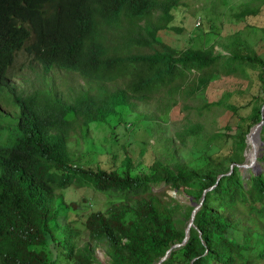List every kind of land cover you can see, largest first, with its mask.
Wrapping results in <instances>:
<instances>
[{"label":"trees","instance_id":"16d2710c","mask_svg":"<svg viewBox=\"0 0 264 264\" xmlns=\"http://www.w3.org/2000/svg\"><path fill=\"white\" fill-rule=\"evenodd\" d=\"M177 3L0 0V89L17 110L12 137L0 143V264H93L96 243L107 254L103 264H153L181 241L192 208L188 201L197 202L211 184L186 239L158 264H264V124L259 171L235 164L243 161L245 133L259 119L264 98L252 101L249 123L226 135L224 155L206 154L197 164L153 159L137 172L128 155L111 166L72 158L69 137L87 133L90 122L103 123L136 100H164L165 112L178 98L195 99L213 73H231L236 64L256 66L264 92L261 58L213 51L212 45L176 48L159 37L158 30L170 27ZM20 48L45 70L77 73L83 89L69 101L48 89L16 91L6 69ZM219 103L185 105L200 112ZM198 129L192 123L176 134L182 141ZM69 185L100 191L111 198L109 204L78 213L80 203L65 201L60 192ZM166 188H181L187 203ZM80 234L86 240L80 242Z\"/></svg>","mask_w":264,"mask_h":264},{"label":"rangeland","instance_id":"374dc122","mask_svg":"<svg viewBox=\"0 0 264 264\" xmlns=\"http://www.w3.org/2000/svg\"><path fill=\"white\" fill-rule=\"evenodd\" d=\"M171 12L170 27L157 33L171 46L212 45L213 51H233L264 60V0H178ZM6 75L20 93L35 88L48 89L66 101L84 85L83 79L72 70L55 66L43 69L24 48L15 51ZM263 98L257 67L236 64L231 73H213L193 100L187 98L183 103L178 98L165 112L160 109L164 100H136L131 108L128 105L117 108L103 123L90 122L87 133L75 136V139L69 137L68 146L72 158L80 164L118 165L128 155L133 170L137 172L147 170L153 159L167 163L181 159L188 164H197L204 161L206 154L224 155L230 145L226 135L233 133L237 125L249 123V106L252 101ZM215 100L220 103L200 112L185 105ZM225 104L237 107L231 109ZM16 113V105L9 93L0 89V143L12 137ZM192 123L199 124L197 132L187 134L179 141L176 132ZM247 147L246 138L243 148L245 162ZM239 169L245 168L239 166ZM60 192L65 201L80 203V208L75 210L78 213L103 210L111 199L88 186L69 185ZM165 192L176 201L187 203V196L181 188H166ZM83 240L86 236L80 234V242ZM93 256V264L107 263V254L101 243L95 244Z\"/></svg>","mask_w":264,"mask_h":264},{"label":"water","instance_id":"95a60500","mask_svg":"<svg viewBox=\"0 0 264 264\" xmlns=\"http://www.w3.org/2000/svg\"><path fill=\"white\" fill-rule=\"evenodd\" d=\"M261 124H264L263 104L260 106L259 119L249 127V129L245 133V137H244V140L246 141V138L248 136H251V134L253 133V131L255 132L254 139L256 140V145H255V148L253 149L252 157L248 158L246 162L243 161V162H240V163H235L237 166L244 167V168H250L253 172H257L260 169V165H259L258 161L256 160V156L259 154V153L257 154V151L260 149V145L262 143L261 140H260V136H259V130H260ZM242 154L245 155V151L244 150H243ZM230 166H231V164H230ZM212 185L213 184H211V185L207 186L206 188H203L202 189L201 195H200L199 200L197 202L196 201H193V200L188 201L192 205V208H191V211H190V214H189L188 222H187V224H186V226L184 228V235H183L181 241L172 243L165 250L164 254L161 255L159 257V259L156 262H154L153 264H158L160 262V260H162L166 256L168 250L171 247L177 246V245H179V244H181V243L184 242V240L187 237L188 227H189V225L192 224V217H193L194 211L198 207V205L200 204V202H201V200L203 198L204 191L206 189H209Z\"/></svg>","mask_w":264,"mask_h":264},{"label":"bare ground","instance_id":"6f19581e","mask_svg":"<svg viewBox=\"0 0 264 264\" xmlns=\"http://www.w3.org/2000/svg\"><path fill=\"white\" fill-rule=\"evenodd\" d=\"M255 132L251 134V136L247 137V142H248V147L246 149V158L252 157L253 149L255 148L256 145V140L254 139Z\"/></svg>","mask_w":264,"mask_h":264},{"label":"built area","instance_id":"2783aa9c","mask_svg":"<svg viewBox=\"0 0 264 264\" xmlns=\"http://www.w3.org/2000/svg\"><path fill=\"white\" fill-rule=\"evenodd\" d=\"M196 23H198V21H196Z\"/></svg>","mask_w":264,"mask_h":264}]
</instances>
